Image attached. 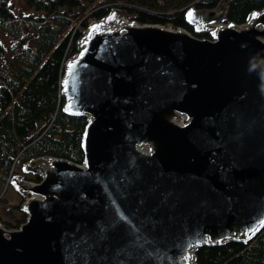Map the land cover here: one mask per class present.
<instances>
[{
  "label": "water",
  "instance_id": "water-1",
  "mask_svg": "<svg viewBox=\"0 0 264 264\" xmlns=\"http://www.w3.org/2000/svg\"><path fill=\"white\" fill-rule=\"evenodd\" d=\"M208 26L87 27L61 78L83 162L42 156L39 182L13 179L26 219L0 222V264H196L263 229L264 7Z\"/></svg>",
  "mask_w": 264,
  "mask_h": 264
},
{
  "label": "trees",
  "instance_id": "trees-1",
  "mask_svg": "<svg viewBox=\"0 0 264 264\" xmlns=\"http://www.w3.org/2000/svg\"><path fill=\"white\" fill-rule=\"evenodd\" d=\"M223 8L224 23H243L264 0H0V31L11 52L0 45V186L42 156L83 162L86 117L64 112V64L82 47L85 30L112 10L138 23L183 27L197 37L195 10ZM18 174V173H17ZM36 172L33 182H39ZM0 190V191H1ZM24 213L17 228L25 221ZM196 264H264V227L254 237L203 245Z\"/></svg>",
  "mask_w": 264,
  "mask_h": 264
},
{
  "label": "rangeland",
  "instance_id": "rangeland-1",
  "mask_svg": "<svg viewBox=\"0 0 264 264\" xmlns=\"http://www.w3.org/2000/svg\"><path fill=\"white\" fill-rule=\"evenodd\" d=\"M214 10L213 16H209L206 10H195L191 13L190 20L192 16L194 17L191 22L193 23V26L195 29H203L206 31H209V26L212 24H222L224 23L222 21L223 18V8L222 6H219ZM120 14L121 16L125 17V15L114 9L112 10L108 15L104 17V19L109 18L111 15ZM201 19V20H200ZM201 21V22H200ZM0 45L3 47L5 52L9 51L8 54L11 52V40L9 37L5 36L0 31ZM2 61L0 57V62ZM38 159V158H36ZM36 159L27 164V166L24 167L23 172L9 176L6 178L5 181H2L3 189L1 190L0 186V222L3 226L6 228H13L15 225H17L24 214V211L22 210V204L26 199L27 194L20 191L18 189V186L15 184L13 179H17L19 181H29L33 182V177L35 176V173L37 172L36 168Z\"/></svg>",
  "mask_w": 264,
  "mask_h": 264
},
{
  "label": "bare ground",
  "instance_id": "bare-ground-1",
  "mask_svg": "<svg viewBox=\"0 0 264 264\" xmlns=\"http://www.w3.org/2000/svg\"><path fill=\"white\" fill-rule=\"evenodd\" d=\"M107 20V19H106Z\"/></svg>",
  "mask_w": 264,
  "mask_h": 264
}]
</instances>
